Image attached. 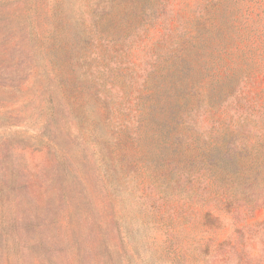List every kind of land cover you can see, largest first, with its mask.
I'll return each mask as SVG.
<instances>
[{
    "label": "rangeland",
    "instance_id": "obj_1",
    "mask_svg": "<svg viewBox=\"0 0 264 264\" xmlns=\"http://www.w3.org/2000/svg\"><path fill=\"white\" fill-rule=\"evenodd\" d=\"M0 264H264V0H0Z\"/></svg>",
    "mask_w": 264,
    "mask_h": 264
},
{
    "label": "trees",
    "instance_id": "obj_2",
    "mask_svg": "<svg viewBox=\"0 0 264 264\" xmlns=\"http://www.w3.org/2000/svg\"><path fill=\"white\" fill-rule=\"evenodd\" d=\"M49 61H51V60H49ZM43 65H45V59L43 61ZM46 72H48V71H46ZM223 155H224L223 153L221 155H218L217 159L213 160L207 168L209 170V174L211 176H213L216 181H218L222 184H224L226 182L229 183L230 181L236 180L237 176H235V172H238V170H237L238 167L235 164V170L232 171L233 176L232 177L229 176V173L227 170L229 168L228 165L226 167H224V165H222L223 164V162H222V159H223L222 156Z\"/></svg>",
    "mask_w": 264,
    "mask_h": 264
}]
</instances>
